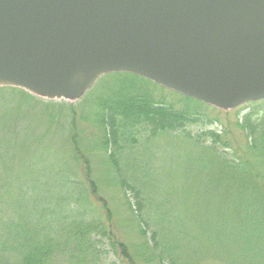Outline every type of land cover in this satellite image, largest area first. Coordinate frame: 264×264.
<instances>
[{"label": "trees", "instance_id": "16d2710c", "mask_svg": "<svg viewBox=\"0 0 264 264\" xmlns=\"http://www.w3.org/2000/svg\"><path fill=\"white\" fill-rule=\"evenodd\" d=\"M107 78L115 89L108 84L110 93L99 98L102 112L94 125L116 175L123 171L119 161H129L137 150L141 126L148 132L142 138L165 137L166 151H177L189 165L185 189L170 193L175 244L162 242L148 211L144 221L139 216L145 199L135 182L120 178L137 221V240L129 253L113 233L108 203L100 199L96 207L72 170L42 163L40 147L30 151L0 139V264H101L105 255L115 258L109 264H264V100L236 113L234 127L245 140L240 145L225 139L229 130L217 120H203L202 107L209 106L182 95L181 107L168 103L133 84L130 80L149 81L130 74ZM19 92L0 88V97L19 98ZM29 97L32 107H44ZM6 131L14 139L21 133ZM77 149L73 161L79 160ZM176 154L170 153L167 162L179 160Z\"/></svg>", "mask_w": 264, "mask_h": 264}, {"label": "water", "instance_id": "95a60500", "mask_svg": "<svg viewBox=\"0 0 264 264\" xmlns=\"http://www.w3.org/2000/svg\"><path fill=\"white\" fill-rule=\"evenodd\" d=\"M130 73L222 111L264 99V0H0V87L76 101Z\"/></svg>", "mask_w": 264, "mask_h": 264}, {"label": "rangeland", "instance_id": "374dc122", "mask_svg": "<svg viewBox=\"0 0 264 264\" xmlns=\"http://www.w3.org/2000/svg\"><path fill=\"white\" fill-rule=\"evenodd\" d=\"M109 79L98 80L96 87L79 100L52 101V103L41 101V106L44 107L39 109L32 107L31 97L23 92L18 93L19 98L9 94L1 95L0 116L3 120L0 121V139L4 142H11L22 149H24L23 146L28 147L30 151L40 147L37 158L42 163L50 162L54 169L60 167L65 171L72 170L81 186L89 192L90 199L95 202L96 207H98L97 200L102 199L108 203V210L113 216L109 221L112 223L113 233L126 243L129 253L133 250L130 243L134 244L137 240L135 232L137 221H135V211L127 205L128 194L125 196L126 189L124 190V186L120 184L124 181L120 178H124L129 183L135 182L143 191L141 192L142 200L145 199L139 216H142L144 221L147 214L145 212L148 211L149 220L159 231L162 242L175 244L170 193H179L185 189L183 183L188 177L189 165L185 163V159L180 154H176L177 151H166L165 137L158 141L157 139L148 141L142 138V136H147L148 132L147 130L143 132V126H141L140 132L137 133L140 135L136 137L137 150L130 156L129 161H124L126 158L119 161L118 167L123 171L119 176L116 175L114 168L105 157V152L98 145L99 130L98 126L94 125L102 112L99 109L98 100L99 98L105 99L110 93L108 84L112 83ZM130 81L137 87L141 86L150 91L152 95L161 94L168 103L172 102L178 107L183 104L182 97L172 91L161 90L160 87L156 88L157 86L154 87L153 84L138 79ZM112 89L115 88L112 86ZM138 89L140 88H136L137 92ZM128 91L132 90L128 89ZM245 105L225 112L203 106L202 110L207 116V120L206 118L203 120L207 123L209 120L212 122L217 120L219 127L221 124L225 130H229L225 137L226 140L228 138L236 144L243 145L245 144L243 135L234 125L237 120L236 113L246 112ZM195 129L196 127L193 128ZM4 130H18L21 133L18 138L14 139L12 133L6 131L10 133L7 135ZM38 143L40 144L37 145ZM76 147L79 160L73 161L72 158L76 155L73 153V148L75 150ZM170 153L176 154L175 158L179 155V160L173 162L170 159L167 162V156L170 158ZM21 167L29 171L25 164ZM180 168L182 170L177 172L176 170ZM130 178L133 179L129 181ZM175 178L178 179L177 183ZM90 185L94 188V194ZM101 212L105 214L102 209ZM117 252L121 250L117 248ZM114 259L112 255H105L102 257L101 264H109ZM59 264L67 263L60 262ZM137 264L144 263L138 260ZM207 264L219 263L211 261Z\"/></svg>", "mask_w": 264, "mask_h": 264}]
</instances>
